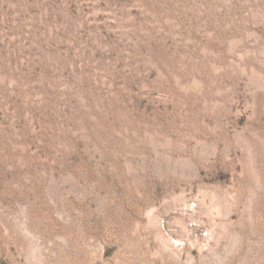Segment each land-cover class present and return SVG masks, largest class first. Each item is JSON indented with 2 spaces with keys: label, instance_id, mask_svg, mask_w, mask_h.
I'll return each instance as SVG.
<instances>
[{
  "label": "rangeland",
  "instance_id": "374dc122",
  "mask_svg": "<svg viewBox=\"0 0 264 264\" xmlns=\"http://www.w3.org/2000/svg\"><path fill=\"white\" fill-rule=\"evenodd\" d=\"M0 264H264V0H0Z\"/></svg>",
  "mask_w": 264,
  "mask_h": 264
}]
</instances>
